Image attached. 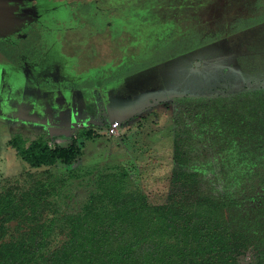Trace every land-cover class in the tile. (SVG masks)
<instances>
[{
	"label": "rangeland",
	"instance_id": "obj_1",
	"mask_svg": "<svg viewBox=\"0 0 264 264\" xmlns=\"http://www.w3.org/2000/svg\"><path fill=\"white\" fill-rule=\"evenodd\" d=\"M109 3L124 28L106 31L104 43L100 36L86 44L98 52V67L112 62L104 71L107 81L92 83L97 90L56 91L50 98L9 91L0 77V199L21 209L17 217L0 216V244L20 232L46 229L55 218L65 225L66 217L86 210L109 176L119 179L118 188L162 202L175 166L176 124L192 127L189 109L204 118L200 107L180 100L264 95V0ZM55 56H48L50 63ZM116 121L120 128L113 134ZM82 129L93 136L70 166L34 167L9 145L20 136L26 148L39 139L66 147ZM62 226L53 228L51 241L63 238L68 229Z\"/></svg>",
	"mask_w": 264,
	"mask_h": 264
},
{
	"label": "trees",
	"instance_id": "obj_2",
	"mask_svg": "<svg viewBox=\"0 0 264 264\" xmlns=\"http://www.w3.org/2000/svg\"><path fill=\"white\" fill-rule=\"evenodd\" d=\"M180 101L200 107L204 118L189 109L192 127L176 124L162 202L118 188L116 176L102 178L90 205L65 225L55 218L0 244V264H264V95ZM92 136L82 129L54 148L43 139L26 148L16 136L9 145L34 167L70 166ZM20 212L0 199V216ZM55 226L68 229L60 241H51Z\"/></svg>",
	"mask_w": 264,
	"mask_h": 264
},
{
	"label": "flooded vegetation",
	"instance_id": "obj_3",
	"mask_svg": "<svg viewBox=\"0 0 264 264\" xmlns=\"http://www.w3.org/2000/svg\"><path fill=\"white\" fill-rule=\"evenodd\" d=\"M51 1L56 7L42 21L0 38V70L5 72L0 77L9 91L22 88L24 93L50 98L56 91L97 90L92 83L98 86L107 81L104 71L112 62L98 67V52H90L86 44L90 39L101 41L100 36L104 43L106 31L122 30L119 10L110 6V0ZM53 52L56 58L50 63L48 56Z\"/></svg>",
	"mask_w": 264,
	"mask_h": 264
},
{
	"label": "water",
	"instance_id": "obj_4",
	"mask_svg": "<svg viewBox=\"0 0 264 264\" xmlns=\"http://www.w3.org/2000/svg\"><path fill=\"white\" fill-rule=\"evenodd\" d=\"M33 1L37 3L34 5ZM56 5L51 0H0V38H7L45 18Z\"/></svg>",
	"mask_w": 264,
	"mask_h": 264
},
{
	"label": "built area",
	"instance_id": "obj_5",
	"mask_svg": "<svg viewBox=\"0 0 264 264\" xmlns=\"http://www.w3.org/2000/svg\"><path fill=\"white\" fill-rule=\"evenodd\" d=\"M120 128V122L116 121L111 125V132L114 134Z\"/></svg>",
	"mask_w": 264,
	"mask_h": 264
}]
</instances>
